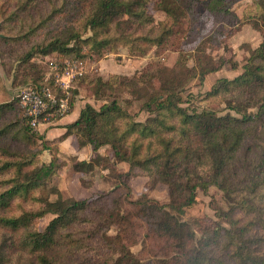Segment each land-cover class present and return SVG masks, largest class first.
Instances as JSON below:
<instances>
[{
    "label": "trees",
    "instance_id": "1",
    "mask_svg": "<svg viewBox=\"0 0 264 264\" xmlns=\"http://www.w3.org/2000/svg\"><path fill=\"white\" fill-rule=\"evenodd\" d=\"M238 1L0 0L2 67L9 62L6 72L14 81L19 75L17 85L47 86L56 95L54 78L65 61L118 47L142 57L165 46L182 23L192 28L201 17L200 4L205 18L228 27L249 24L262 38L241 74L212 85L203 108L183 107L180 92L192 79L220 68L223 61L214 63L206 52L207 45L217 44L215 35L200 39L192 67L178 62L156 69V90L147 89L146 73L134 80L77 78L68 113L78 87L88 85L92 97L103 102L86 103L51 141L30 127L17 97L0 104V264H264V0H253L241 17L231 9ZM149 3L165 14L163 21L156 23L147 13ZM52 66L56 69L48 73ZM135 85L140 87L133 98L142 100L141 110L149 115L144 122L134 121L116 99L105 98L106 92ZM212 105L224 107L217 111ZM67 137L78 149L110 147L113 163L97 155V164L83 160L72 166L82 175L97 166L107 170L108 193L50 200L59 192L47 181L58 166L59 142ZM33 140L44 145L35 151ZM44 152L48 161L41 159ZM122 163L127 170L116 169ZM138 176L150 185H166L168 203L144 197L132 203L134 211L125 212L111 194L124 188L127 196ZM209 187L222 193L227 209L218 208L222 223L206 225L197 237L183 216L197 190ZM46 215L53 217L40 230L38 222ZM149 241L154 248L147 259L131 251Z\"/></svg>",
    "mask_w": 264,
    "mask_h": 264
},
{
    "label": "rangeland",
    "instance_id": "2",
    "mask_svg": "<svg viewBox=\"0 0 264 264\" xmlns=\"http://www.w3.org/2000/svg\"><path fill=\"white\" fill-rule=\"evenodd\" d=\"M253 0H239L237 3L231 6V9L236 13L238 17H241V13L244 9H247ZM146 11L154 21L160 22L165 18V14L159 10L153 9L151 3L146 5ZM198 21L190 28L189 24H181L175 29L176 34L171 36L162 48H151L146 55L139 57L138 55H132L126 48L118 47L115 52L108 53L102 52L100 55H86L84 60V70L86 76L89 78L100 77L103 80H107L110 76L117 75L125 77L129 80L138 79L142 74L146 73L150 77V82L147 83V89L156 90L158 88L157 80L154 77L156 69L164 65L169 68L176 66L181 62L182 65L190 68L193 66V50L198 45L200 39L212 37L215 35L217 44H209L206 47L207 54L211 57L214 63L218 64V61H223L219 66L220 68L208 75H205L202 80L197 77L188 82L180 92V96L183 100V107L188 108H203L206 107L202 103V99L205 97L208 90L221 79H232L242 72V65L244 61L250 56V53L255 49L262 38L259 32L254 30L249 24H237L234 27H228L215 23L212 19L204 17L205 8L202 4L197 7ZM89 35V34H87ZM87 35L83 36L86 37ZM24 43V42H23ZM48 58L50 61L54 60ZM38 61V60H34ZM46 60L40 63L44 68L46 66ZM5 68L2 67L0 61V104L11 103L16 89L23 85H17L18 78L14 81L12 75L7 74V68L9 62H6ZM53 66L49 69L48 73H51ZM135 83V82H134ZM139 85H135L133 88H121L112 92H106V99H116L122 108L134 121L144 122L149 115L141 110V101L134 100L132 94H136ZM78 95L75 98L74 103H78L82 100L88 101L94 107H98L103 100L95 99L92 97L88 85L86 87L79 88ZM81 96V98L79 97ZM80 98V99H78ZM104 98V99H105ZM224 106L212 105L209 108L220 111ZM58 117H52L47 122H44L41 126L51 127L54 119ZM60 118V117H59ZM36 131L39 135H43L40 126ZM35 151L44 143H39L37 140L31 142ZM70 147L68 146L67 150ZM91 150V149H90ZM99 157H105L113 163L112 151L110 147L105 146L99 149ZM70 153V151H69ZM73 153V152H72ZM68 155V151L60 155L58 150V166L55 170L53 177L47 181L49 187H56L59 194L51 195L50 200L56 201L60 198L65 201H73L78 199H89L96 194L103 192L108 193L112 189L111 180L108 178L107 170H100L97 166L92 172L88 174L75 173L72 169L73 164L76 161H91L97 164L96 156L93 157L89 153V147L87 150L75 152ZM83 154V156L81 155ZM80 155L82 158H80ZM86 155V156H85ZM90 156V157H89ZM43 161H48L49 156L46 152L41 155ZM116 169L121 171L127 170L126 164H116ZM83 180L84 186L81 184ZM146 177H135L131 181V188L129 194L126 196L124 188L117 190L111 194L112 197L119 198L122 201V209L127 211H134L136 209L132 203L144 197L151 201L158 202L159 204L166 205L168 203V190L167 186L162 183H156L150 185ZM218 208L227 209L226 202L223 195L214 187H209L206 191L197 190L195 203L185 210L183 220L191 224L196 236L199 237L206 225H212L222 223V220L218 217ZM52 215H46L38 222V228L42 230ZM110 234H114V230L110 231ZM138 244L131 248V251L135 254L139 253L144 259H147L148 252L154 248L153 242Z\"/></svg>",
    "mask_w": 264,
    "mask_h": 264
},
{
    "label": "built area",
    "instance_id": "3",
    "mask_svg": "<svg viewBox=\"0 0 264 264\" xmlns=\"http://www.w3.org/2000/svg\"><path fill=\"white\" fill-rule=\"evenodd\" d=\"M84 62L72 59L63 63L61 72L54 78V86L60 92L56 95L49 87L26 85L18 88L14 95L18 98L30 127L35 130L52 117H63L69 111V90L72 83L85 74ZM56 66H53V70Z\"/></svg>",
    "mask_w": 264,
    "mask_h": 264
},
{
    "label": "crops",
    "instance_id": "4",
    "mask_svg": "<svg viewBox=\"0 0 264 264\" xmlns=\"http://www.w3.org/2000/svg\"><path fill=\"white\" fill-rule=\"evenodd\" d=\"M79 88L81 89V87H78L77 91H79ZM78 93L79 92H77L76 97H77ZM79 97L81 98V96H79ZM80 98H78V99H80ZM86 103H88V101L86 102L84 100H82V101H80L78 103H76V102L73 103L71 111L67 115H65L63 117H60L58 120L54 121L53 124L51 123V125H50L51 127H47V126H44V125L41 126L40 125V129L43 132L44 139L51 141V140L59 138L65 131L64 126L69 124V123H72L73 121H75V119L77 118L80 110L84 107V105ZM68 146L70 147L69 150H67ZM88 147L89 146H86L84 148L78 149L74 139L72 137H67V138H65V139H63V140H61L59 142L58 150L60 152V155H62L65 152V150L68 151V155H69L72 152L74 153V151L75 152H79V153H80V151H84L85 152V150H87ZM90 149L91 148L89 147V153L91 155H93V157L97 156V155H100V153L98 152L99 150L96 151V152H93ZM69 151H70V153H69ZM81 155L83 156V154H81ZM81 155H80V158H82ZM86 161H88V160H86Z\"/></svg>",
    "mask_w": 264,
    "mask_h": 264
}]
</instances>
